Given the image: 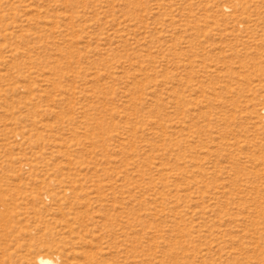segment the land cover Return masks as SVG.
Listing matches in <instances>:
<instances>
[{"label": "rangeland", "instance_id": "rangeland-1", "mask_svg": "<svg viewBox=\"0 0 264 264\" xmlns=\"http://www.w3.org/2000/svg\"><path fill=\"white\" fill-rule=\"evenodd\" d=\"M264 264V0H0V264Z\"/></svg>", "mask_w": 264, "mask_h": 264}, {"label": "bare ground", "instance_id": "bare-ground-1", "mask_svg": "<svg viewBox=\"0 0 264 264\" xmlns=\"http://www.w3.org/2000/svg\"><path fill=\"white\" fill-rule=\"evenodd\" d=\"M33 262L34 264H69L66 261L60 262L59 257L54 258L53 256L48 254H39Z\"/></svg>", "mask_w": 264, "mask_h": 264}]
</instances>
